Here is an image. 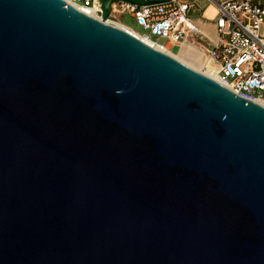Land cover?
I'll use <instances>...</instances> for the list:
<instances>
[{
    "label": "water",
    "instance_id": "1",
    "mask_svg": "<svg viewBox=\"0 0 264 264\" xmlns=\"http://www.w3.org/2000/svg\"><path fill=\"white\" fill-rule=\"evenodd\" d=\"M63 0H0V264H264V107Z\"/></svg>",
    "mask_w": 264,
    "mask_h": 264
},
{
    "label": "built area",
    "instance_id": "2",
    "mask_svg": "<svg viewBox=\"0 0 264 264\" xmlns=\"http://www.w3.org/2000/svg\"><path fill=\"white\" fill-rule=\"evenodd\" d=\"M63 1L85 15L96 17L97 0ZM216 6L213 39L189 20L187 0L150 5L114 1L109 6V16L128 13L145 33L126 28L149 47L172 58L173 47H178L179 53L185 44L194 46L204 63L199 73L204 76L206 72L212 73L215 82L249 101H264V37L260 33L264 0H222Z\"/></svg>",
    "mask_w": 264,
    "mask_h": 264
},
{
    "label": "crops",
    "instance_id": "3",
    "mask_svg": "<svg viewBox=\"0 0 264 264\" xmlns=\"http://www.w3.org/2000/svg\"><path fill=\"white\" fill-rule=\"evenodd\" d=\"M97 1L98 3H100L102 0H97ZM187 1L189 3L187 15L189 20L192 22V24L195 25L203 33L207 32L208 29H212L215 34L214 21L217 16L216 3L222 0H187ZM119 23L122 24L121 22ZM122 25L128 27L124 24ZM260 33L264 37V24L260 29Z\"/></svg>",
    "mask_w": 264,
    "mask_h": 264
},
{
    "label": "rangeland",
    "instance_id": "4",
    "mask_svg": "<svg viewBox=\"0 0 264 264\" xmlns=\"http://www.w3.org/2000/svg\"><path fill=\"white\" fill-rule=\"evenodd\" d=\"M119 22H121L122 24L133 28L134 30H136L139 33H145V31L137 26L134 22V20L130 17V15L128 13H118V14H112L109 16L108 18V23L111 25H121ZM125 27V26H124ZM208 38H214V31L212 29H208L207 32L204 33ZM162 42V41H161ZM189 50V49H188ZM179 51L178 47H173L172 48V52L174 53V56L177 57L179 60H181V63L183 61V64H186V66H188L189 68L197 71V72H201V64H199L200 62L197 60L198 58L195 56H190L192 57L190 60L187 56H183L181 55V52L177 53ZM186 51V49H185ZM190 55V54H189ZM197 60L198 62L194 61ZM194 61V62H193ZM203 63V60H202ZM205 74H208L207 72Z\"/></svg>",
    "mask_w": 264,
    "mask_h": 264
},
{
    "label": "bare ground",
    "instance_id": "5",
    "mask_svg": "<svg viewBox=\"0 0 264 264\" xmlns=\"http://www.w3.org/2000/svg\"><path fill=\"white\" fill-rule=\"evenodd\" d=\"M116 27L120 28V29H123L131 34H133L135 37H137L138 39H141L137 34H135L134 32H132L131 30H129L128 28L124 27V26H121V25H115ZM186 49V51H185ZM189 49V50H188ZM181 52V55L182 57L183 56H187L190 60H193L191 59L193 56L197 57L198 61L200 62L199 64L203 65L204 63H202V59H201V54L197 52V49L194 48V46L192 45H189V44H185L183 45V47L181 48L180 50ZM190 54V55H189ZM192 56V57H190ZM174 59H176L177 61L181 62V60H179L177 57L173 56ZM197 60L194 59L195 62H198ZM193 61V62H194ZM183 63V61H182ZM186 65V64H184ZM188 67V66H187ZM192 68V67H191ZM211 71V70H209ZM208 74H205L207 77H209L210 79H212L213 81H217V79L214 77V75L210 72H207ZM255 103H257L258 105L264 107V101H256L255 100Z\"/></svg>",
    "mask_w": 264,
    "mask_h": 264
}]
</instances>
